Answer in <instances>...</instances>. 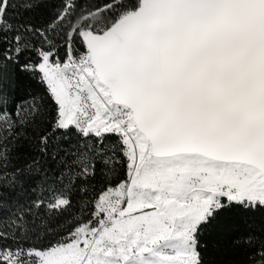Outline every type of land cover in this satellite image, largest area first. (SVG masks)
Masks as SVG:
<instances>
[{
	"label": "snow or ice",
	"instance_id": "obj_1",
	"mask_svg": "<svg viewBox=\"0 0 264 264\" xmlns=\"http://www.w3.org/2000/svg\"><path fill=\"white\" fill-rule=\"evenodd\" d=\"M44 2L0 0V264H216L202 233L264 211V0H60L40 26L17 12ZM16 73L47 102L10 97ZM41 173L50 211L92 186L89 218L27 246L43 201L20 196ZM247 259L264 264V240Z\"/></svg>",
	"mask_w": 264,
	"mask_h": 264
},
{
	"label": "trees",
	"instance_id": "obj_2",
	"mask_svg": "<svg viewBox=\"0 0 264 264\" xmlns=\"http://www.w3.org/2000/svg\"><path fill=\"white\" fill-rule=\"evenodd\" d=\"M101 2L102 0H77L80 7L100 4ZM59 5L60 0H45L40 7L32 12H25L19 6L17 12L21 18L30 20L33 24L40 26L44 24L50 13ZM79 10L78 7L77 12ZM4 88L10 97L15 98L17 103L31 96L43 97L44 102H47L43 86L27 74L16 73L14 77L5 82ZM74 142V140H68L64 146L68 147ZM72 159V157H68L65 163L71 164ZM19 163L23 164V161ZM58 167L59 161L48 160L44 164L49 181L57 178ZM93 184L99 187L95 181ZM91 195L92 186L89 187L88 197L73 189L71 207L63 212L59 210L50 211L48 208V195L43 186V173H41V176L34 178L20 196L22 203L25 205L43 201V206L39 208L32 207L27 217L29 224L32 226L27 238V246L47 247L49 242L54 243L62 236H67L70 227L74 226L75 222H81L89 218L90 209L87 206V200ZM10 211L0 210V231L11 233L14 230L10 222ZM28 211L29 209L25 208V212ZM4 218L8 219L5 220ZM246 234L255 237L253 243L248 242ZM261 240H264V211L246 215L226 213L222 215L215 226L202 233L201 245L206 262L214 260L216 264H249L248 253L253 247H258ZM3 243V241H0V244Z\"/></svg>",
	"mask_w": 264,
	"mask_h": 264
}]
</instances>
